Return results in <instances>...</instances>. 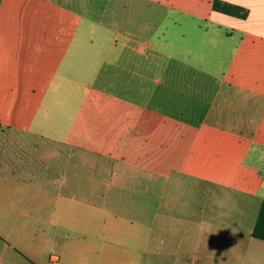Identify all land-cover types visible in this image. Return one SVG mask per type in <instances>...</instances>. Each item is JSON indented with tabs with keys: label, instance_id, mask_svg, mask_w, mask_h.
Segmentation results:
<instances>
[{
	"label": "crops",
	"instance_id": "crops-1",
	"mask_svg": "<svg viewBox=\"0 0 264 264\" xmlns=\"http://www.w3.org/2000/svg\"><path fill=\"white\" fill-rule=\"evenodd\" d=\"M183 1L0 0V264H264V0Z\"/></svg>",
	"mask_w": 264,
	"mask_h": 264
},
{
	"label": "rangeland",
	"instance_id": "rangeland-1",
	"mask_svg": "<svg viewBox=\"0 0 264 264\" xmlns=\"http://www.w3.org/2000/svg\"><path fill=\"white\" fill-rule=\"evenodd\" d=\"M164 1V0H163ZM179 4L176 7H172L170 6V3L168 1L166 2H162V3H154L148 0H142V4H141V14L143 17L150 15V10H154L156 11V15H158V31H157V35H158V39L160 41H165L166 36H167V32L166 30L171 31L170 28V21L167 20V18L162 19L164 16L165 17H170L169 15H172L173 17H184L187 16L185 13V7H188V5L186 3H184L183 0H179ZM153 13V12H152ZM175 28V27H174ZM173 29V27H172ZM184 29V26H183ZM152 41L151 45L147 42L148 40ZM154 41H156V38L154 37L153 33H150V31L148 30V33L146 35H143L142 38V42L140 43V45L146 49H149L150 46L154 47ZM165 46L162 45L161 49L163 51H161L162 53H164L165 51ZM165 62V56L164 54H160V58H158L157 63L158 65L160 64V66L162 67L163 64ZM159 75L161 76V72L159 71ZM197 195V194H196ZM238 198L235 200L233 197L231 199H226V198H222V202L225 203V206H230L232 208H237L238 210H243V212L246 213V221L243 222V226L242 229L245 230L247 225H249V221L251 219V216L254 215V211L256 209V202L254 201V203L252 201H248L245 197L244 194H237ZM207 198V197H206ZM186 200H187V204L189 205L190 208H196L198 207V204H201V202H203V200H205V198H203L202 196H197L195 198H193V194H189L186 196ZM209 202V204L207 203ZM206 203L209 206H214L212 203V199H206ZM54 254V252H51L49 255ZM149 258V255H147Z\"/></svg>",
	"mask_w": 264,
	"mask_h": 264
},
{
	"label": "trees",
	"instance_id": "trees-1",
	"mask_svg": "<svg viewBox=\"0 0 264 264\" xmlns=\"http://www.w3.org/2000/svg\"><path fill=\"white\" fill-rule=\"evenodd\" d=\"M213 8L232 15H245V9L243 7L222 0H214ZM251 235L264 241V198L261 200Z\"/></svg>",
	"mask_w": 264,
	"mask_h": 264
},
{
	"label": "built area",
	"instance_id": "built-area-1",
	"mask_svg": "<svg viewBox=\"0 0 264 264\" xmlns=\"http://www.w3.org/2000/svg\"><path fill=\"white\" fill-rule=\"evenodd\" d=\"M56 258H57V257H56L54 254L51 255V256H50V260H51V263H50V264H52L53 260H56Z\"/></svg>",
	"mask_w": 264,
	"mask_h": 264
},
{
	"label": "bare ground",
	"instance_id": "bare-ground-1",
	"mask_svg": "<svg viewBox=\"0 0 264 264\" xmlns=\"http://www.w3.org/2000/svg\"><path fill=\"white\" fill-rule=\"evenodd\" d=\"M257 216V215H256ZM53 255V254H52ZM49 259V258H48Z\"/></svg>",
	"mask_w": 264,
	"mask_h": 264
}]
</instances>
